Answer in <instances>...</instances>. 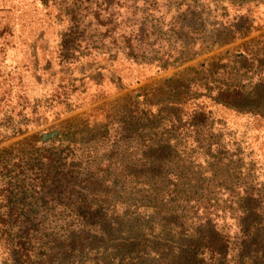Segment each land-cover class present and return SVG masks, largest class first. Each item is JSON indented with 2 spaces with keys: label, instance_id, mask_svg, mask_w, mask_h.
I'll use <instances>...</instances> for the list:
<instances>
[{
  "label": "rangeland",
  "instance_id": "374dc122",
  "mask_svg": "<svg viewBox=\"0 0 264 264\" xmlns=\"http://www.w3.org/2000/svg\"><path fill=\"white\" fill-rule=\"evenodd\" d=\"M152 1L145 12L140 3L137 10H114L124 38L134 24L152 28L154 35L143 45H128L117 35L116 41L102 44L93 38L76 59L64 63L59 45L68 19L55 6L0 0V216L10 207L4 200L15 188L9 170L19 174L34 160L44 168L42 175L48 165L44 159H56L55 152L60 153L57 166L64 168L52 194L34 178L31 190L23 191L25 201L67 204L42 209L45 219L31 237L35 243L25 264H117L118 251L134 239L160 253V261L147 264L173 263L166 255L171 246L166 213L179 216L181 204L193 211L183 199H215L226 209L237 180L264 184V0H185L181 6L183 0ZM181 24L193 28L178 37L156 32V27L164 33ZM181 55L189 60L160 70L159 61L172 64ZM222 84L242 90L241 96L260 112L250 117L215 105L206 96L228 88ZM195 111L206 116V124L197 130L200 149L184 150L183 161L171 167L182 176H168L165 169L133 177L134 169L145 164L137 152L142 148L134 146L138 140L148 145L157 132L149 127L165 117L186 121ZM124 129L136 134L124 140ZM52 132L57 135L45 138ZM162 165L157 169L163 170ZM146 182L158 188L149 199H156L157 209L139 204L149 195L137 183ZM170 183L193 186L190 192L183 188L186 193L172 194L181 199L176 209L166 203ZM99 223L103 230L95 232ZM215 223L217 231L239 238L230 213L220 214ZM15 231L0 226V264H23L9 253V235Z\"/></svg>",
  "mask_w": 264,
  "mask_h": 264
},
{
  "label": "trees",
  "instance_id": "16d2710c",
  "mask_svg": "<svg viewBox=\"0 0 264 264\" xmlns=\"http://www.w3.org/2000/svg\"><path fill=\"white\" fill-rule=\"evenodd\" d=\"M40 1L44 5L51 3L59 10L60 15L64 19H68L67 31L62 35V43L59 45V49L61 50L60 58L64 63H69L76 59L73 56H76L75 54H78L83 46L84 48L87 47L89 39L95 38L102 44V41L106 39L116 41L117 39H114L115 35L124 38L126 33L123 29H119L123 24L121 25V22L117 20L115 9L125 8L126 11H131V9L137 10V5L140 3L142 5L140 10L145 12L147 10L146 6H149L151 3L155 4V1L152 0ZM184 1H181L178 6L183 5L182 2ZM127 3H131L132 5L127 7L125 6ZM134 25L135 27L124 38L126 44L130 45L132 42H136L137 45H143L150 35H154V33L149 32L152 28L148 24L140 23ZM156 28H158L156 32L159 36L174 35L178 37L180 32L189 33L193 26L187 24L179 26L171 25L164 33L160 27ZM179 41H183L182 36ZM183 46L188 53L189 45L186 43ZM220 46L223 45L220 44ZM195 56L196 54L192 55V57ZM238 58L236 63L240 65L239 62L242 59V55ZM188 60V58L181 55L180 59L173 61L172 64H168L169 61H159V68L160 70H166L176 64L185 63ZM241 68L244 67L242 66ZM260 85L264 87V84ZM222 86L228 88L220 89L219 87L215 97H212V94L206 96L215 105L220 104L238 114L249 115L250 117H254L260 112L261 108L247 102L241 96L242 90H237L235 85L234 87H229L222 84ZM205 119V115L195 111L186 121L178 118V116H173L172 118L165 117L159 123H153L149 127V130L157 132L152 134L151 139L148 140V145L144 146L140 143L141 140H138L139 144L134 146V149L142 148V150H138L137 152L141 153L140 155L145 164L141 165L140 170L139 168L134 169L135 173L133 177L138 179L140 174L161 173L165 169H168V176L180 178L183 173H174L171 171V167L175 163L183 161L181 160V155L185 153L184 150L192 153L193 150L200 149L199 145L201 141L198 139L197 130L206 124ZM124 131L127 132L125 138H122L124 140H129V136L131 139L136 134L134 130L124 129ZM103 137L102 135L101 138ZM212 145L215 146V143H211V148L213 147ZM207 146L210 148L208 143ZM191 153L187 155L189 159L187 162L189 164H191ZM59 155V152H55L56 159H52L51 157L44 159L48 165L45 168V173L42 175L41 172L44 168L40 162L34 164V160H30V163L26 162L22 168L23 171H20L19 174L11 170L8 171V181L15 188L10 192L9 197L4 200L5 204L10 207L6 208V213L3 216H0V226L6 227L7 231L10 232L14 228L16 230L12 232L13 235H9L8 239V245L12 246L9 249V253L13 256L16 263L21 261L25 264V260L29 258V249L31 244L35 243V240L31 237L38 232L36 229L41 225L39 221L43 223L45 219L44 214L41 213L43 212L42 209L49 203H55V205L60 206L67 205L60 199H56V201L52 199L45 203L41 198L36 202H29L28 198L25 201L23 195V191L26 189L31 190L30 187L35 184L34 179L35 181H40L42 187L45 185L49 193L52 194L54 192L56 184H60L61 182L62 175L60 172L64 169L57 166ZM162 164L164 165L163 170L161 168L157 169V166ZM38 173H40V176H35ZM233 179L237 180L239 178L234 177ZM168 185L167 191L171 195L166 203L172 205L171 208L176 209L177 207L174 206L178 205L174 203L180 202L181 199L171 197L172 194L186 193L182 191L183 188L187 192H190L193 186L182 183H170ZM137 186L149 195L147 199H144L145 197L141 198L144 201L140 200L139 204L143 207L157 209L156 199L149 200L157 192V186L147 182L137 183ZM236 190H239L241 194ZM229 191L232 199L228 201L230 206L226 209L221 208L219 202L215 199L203 201L183 199L182 201L187 203V205L193 206V211H189L190 208L188 206L182 207L183 204H181L177 208L180 210L179 216H176V212L173 211L166 213L170 218L163 219V223L170 236L169 242L171 244L167 248L166 255L169 256L170 260H173V263L168 262V264H264V184L260 183L257 185L252 181L242 183L237 180ZM59 194L62 195L64 192H56V195ZM66 201L69 202V199ZM33 213H36L34 218L32 216ZM226 213H230V218L238 222L239 238L231 237L228 233L224 234L219 230L217 231L215 221L219 218L220 214L225 215ZM101 225L99 223L93 230L95 232L103 230ZM138 241V239H134L128 245V249L122 248L118 251L120 253V262L117 264H122L123 262H126V264H147L160 261V253L152 247L153 245L137 243ZM116 262H112V264ZM159 264L163 263L160 262Z\"/></svg>",
  "mask_w": 264,
  "mask_h": 264
},
{
  "label": "water",
  "instance_id": "95a60500",
  "mask_svg": "<svg viewBox=\"0 0 264 264\" xmlns=\"http://www.w3.org/2000/svg\"><path fill=\"white\" fill-rule=\"evenodd\" d=\"M56 135H57L56 132H52L50 135L46 136L45 138H53Z\"/></svg>",
  "mask_w": 264,
  "mask_h": 264
}]
</instances>
